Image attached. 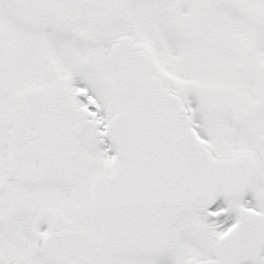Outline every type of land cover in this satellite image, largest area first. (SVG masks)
<instances>
[{
    "label": "snow or ice",
    "instance_id": "1",
    "mask_svg": "<svg viewBox=\"0 0 264 264\" xmlns=\"http://www.w3.org/2000/svg\"><path fill=\"white\" fill-rule=\"evenodd\" d=\"M0 264H264V0H0Z\"/></svg>",
    "mask_w": 264,
    "mask_h": 264
}]
</instances>
